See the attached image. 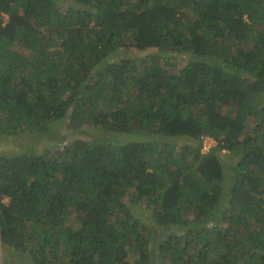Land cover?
Listing matches in <instances>:
<instances>
[{"label":"trees","instance_id":"trees-1","mask_svg":"<svg viewBox=\"0 0 264 264\" xmlns=\"http://www.w3.org/2000/svg\"><path fill=\"white\" fill-rule=\"evenodd\" d=\"M10 136L62 144L0 153V251L15 260L264 264V0H0ZM128 195L169 232L156 245Z\"/></svg>","mask_w":264,"mask_h":264},{"label":"rangeland","instance_id":"rangeland-1","mask_svg":"<svg viewBox=\"0 0 264 264\" xmlns=\"http://www.w3.org/2000/svg\"><path fill=\"white\" fill-rule=\"evenodd\" d=\"M8 19V15L7 14H2V22L5 23ZM14 49H18L17 46L13 47ZM23 50V49H22ZM23 53L25 56H29L30 55V51L27 50H23ZM144 53V52H142ZM141 53V54H142ZM123 54H125V52H123ZM166 61L164 63V67L167 68L168 71H172L173 69L180 70L181 66L184 64L182 61L180 60H176L173 58L166 59L164 60ZM216 61H213V63ZM219 63V62H218ZM169 64H173L174 67H169ZM221 63H219L218 65H220ZM222 66V65H220ZM224 67V66H223ZM226 109V107L222 108V111H224ZM52 130L54 132H58V133H65L67 130V124L64 122H58L56 125L53 126ZM79 132H82V130H78ZM33 135H38V133H32ZM52 134V133H51ZM84 134V132H83ZM32 135V136H33ZM41 136H44L43 134H39ZM49 135V133H48ZM78 135H80V133H78ZM55 136V135H54ZM15 137H8V138H0V153H9V152H13L16 154H21L26 152V148L28 147V151L26 152L29 155H35L38 152V149L36 148L35 145H37L39 147V151L41 150H49V152L51 153H56L59 151L60 147L62 144H56L53 143V137L51 139H47L41 143H37L36 141H33V147L31 148V142L27 143V147H25L24 145L20 146L18 143L19 139L14 140ZM19 138V137H17ZM50 138V135H49ZM43 139V138H42ZM175 145L173 146V144L170 145V148L173 149V151H175V154H179L180 152V148L181 146H183L184 144L188 143V140H185L184 138H181L180 140L174 141ZM195 143V142H194ZM213 144H215V141L213 140V138L208 137L207 135H203L202 136V146L200 147V154L205 153ZM228 151H224L222 152L223 157L226 158L225 154L227 155ZM229 166V165H228ZM226 166V171H227V176H228V180L225 181V183L228 184V182L230 183L232 181V174L230 172V168ZM259 173V172H258ZM263 173V172H261ZM262 177H264V174L261 175ZM125 201H127L129 203V205L133 208L132 212L134 215H136L138 218V223H140L141 225H143V227L138 226L137 230L140 231L142 230L141 228H146L149 227L150 229H152V231L154 232L153 234L148 233L149 237L148 239H150L151 241H154L153 244L156 245L157 243V238L158 241L160 240V237L163 235L168 234V231L163 230L161 227L156 228L157 222H155V218L153 217L152 214V210H153V205L150 204L146 207H137L135 205V203L131 202L130 199L131 196H125ZM4 201L8 200V197H3ZM136 211V214H135ZM77 219H76V214L75 212H72L70 214L69 217V228H73L76 224H77ZM147 229V228H146ZM252 230V229H251ZM153 235L155 236V238L153 237ZM262 237V236H261ZM157 251H153V256L154 258L156 257ZM17 254L15 251H11L9 248H5V249H1L0 251V264H31L28 259L24 260V261H17V259L15 260ZM136 256L132 255V252H130L128 258H127V263L131 264L132 261L134 260ZM156 260V259H155ZM154 263L156 264V261H154ZM59 264V263H58ZM65 264H69L66 260Z\"/></svg>","mask_w":264,"mask_h":264}]
</instances>
